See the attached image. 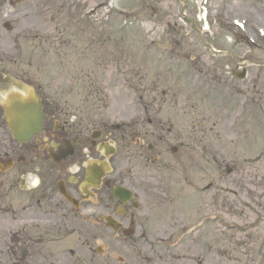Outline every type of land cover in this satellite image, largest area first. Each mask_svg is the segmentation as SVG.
Returning <instances> with one entry per match:
<instances>
[{"label": "rangeland", "instance_id": "1", "mask_svg": "<svg viewBox=\"0 0 264 264\" xmlns=\"http://www.w3.org/2000/svg\"><path fill=\"white\" fill-rule=\"evenodd\" d=\"M203 5L202 35L180 10L198 29ZM0 57L1 72L39 83L81 129L104 121L120 146L115 165L151 173L161 203L144 240L55 218L49 204L36 224L0 210V264H264V0H0ZM50 168L41 161L38 177L54 191ZM198 218L193 235L155 236ZM19 228L28 249L8 250Z\"/></svg>", "mask_w": 264, "mask_h": 264}, {"label": "flooded vegetation", "instance_id": "2", "mask_svg": "<svg viewBox=\"0 0 264 264\" xmlns=\"http://www.w3.org/2000/svg\"><path fill=\"white\" fill-rule=\"evenodd\" d=\"M7 75L0 71V176H3L0 190L3 197L5 198L14 192L16 187H19L22 192H27L29 195L30 207L33 211L34 207L35 209L39 207L40 192L43 191L42 198L48 199L54 214H59L64 219H78L104 227V229H98L104 230L102 234H108L110 237L125 238V236L134 237L138 234L140 238H146L149 234L148 227H146L150 216L148 207L150 202H155L151 199L150 193L151 173L137 166L125 172V169L114 165L110 153H117L118 145L110 133L100 132L98 140H92L88 144V138L84 140L79 130L76 129L74 121L70 120L67 115L64 117L65 111L54 103V97L51 94L46 95L45 92L40 91L36 82L23 83L21 81L20 84L15 81L8 82ZM21 85H26L22 88L30 89L28 95L33 93L38 97L43 114L41 132L26 144H19L8 136L3 111L6 97L11 92H17L18 89H14L15 86L21 87ZM112 144L114 149L108 147ZM144 145V140L134 144L138 147L139 154L151 162V158L145 155ZM99 146L102 151L98 150ZM68 147H71L72 156L60 158ZM152 148L148 145L147 151L150 152ZM131 151L130 147L128 152L124 153L123 158L125 155H130ZM106 159L110 170L106 174L100 168L102 178L96 188L84 185L89 161L102 164ZM41 161L51 163V170L57 175L56 179L62 183L69 198L73 199V205L63 198L64 201L55 199L57 196L55 197L52 191L32 188L30 183H26L23 179L25 175L30 177L39 174ZM115 186L129 189L133 193V200L127 205H121L112 195V189ZM107 216L112 217L121 225L118 232H113L106 227L104 218ZM28 218L32 221L40 219L37 215H27L26 219ZM124 224L127 225L124 226Z\"/></svg>", "mask_w": 264, "mask_h": 264}, {"label": "water", "instance_id": "3", "mask_svg": "<svg viewBox=\"0 0 264 264\" xmlns=\"http://www.w3.org/2000/svg\"><path fill=\"white\" fill-rule=\"evenodd\" d=\"M243 75H241L242 77ZM9 113V127L13 131L14 135L20 140H26L38 130V117L37 110L33 108V105L22 104L14 101Z\"/></svg>", "mask_w": 264, "mask_h": 264}]
</instances>
